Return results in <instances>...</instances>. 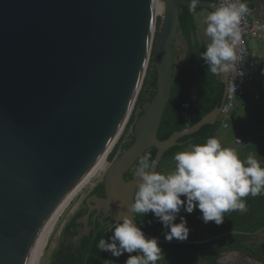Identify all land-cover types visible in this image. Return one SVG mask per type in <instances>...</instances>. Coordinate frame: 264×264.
<instances>
[{
  "label": "water",
  "instance_id": "1",
  "mask_svg": "<svg viewBox=\"0 0 264 264\" xmlns=\"http://www.w3.org/2000/svg\"><path fill=\"white\" fill-rule=\"evenodd\" d=\"M156 2L0 0V264L32 263L60 205L125 128L152 53L155 95L134 123L133 143L105 173V198L87 203L112 221L119 213L131 215L139 177L136 169L131 179L124 175L151 149L158 171L165 153L183 145L180 139L218 122L230 73L219 75L224 93L218 107L191 128L158 140L173 83L179 9H190L191 1L164 0L158 31ZM218 3L198 2L195 10L212 12ZM262 234L264 227L201 241L156 238L200 245Z\"/></svg>",
  "mask_w": 264,
  "mask_h": 264
},
{
  "label": "clouds",
  "instance_id": "2",
  "mask_svg": "<svg viewBox=\"0 0 264 264\" xmlns=\"http://www.w3.org/2000/svg\"><path fill=\"white\" fill-rule=\"evenodd\" d=\"M197 3L198 0H191L190 10L194 11ZM248 11L243 0H219L207 15L205 34L210 43L200 57L212 74L221 76L237 71L239 76L244 75L236 65V48L241 40V19ZM256 155L249 154L241 160L235 149L210 137L204 144L177 152L175 170L167 174L156 170L157 162L150 154L142 156L136 169L139 180L128 205L131 215L119 213L113 222L112 235L107 240L101 238L97 247L116 258L128 253L124 264H157L162 254L159 240L146 237L133 214L152 213L167 229L164 237L169 242L174 238L184 241L189 236L187 220L179 215L182 209L189 214L198 209L204 223L212 221L220 225L225 213L247 211L244 198L264 193V167Z\"/></svg>",
  "mask_w": 264,
  "mask_h": 264
},
{
  "label": "trees",
  "instance_id": "3",
  "mask_svg": "<svg viewBox=\"0 0 264 264\" xmlns=\"http://www.w3.org/2000/svg\"><path fill=\"white\" fill-rule=\"evenodd\" d=\"M191 1V0H190ZM245 0H243L244 2ZM198 2H213L217 0H198ZM178 31L181 33L187 46L186 57L181 69L176 72L173 70V83L171 88L170 99L165 109L161 125L159 127L157 138L160 141L168 139L174 132H181L187 130L197 124L205 115L218 107L222 101L224 86L219 81V75L212 74L207 65L200 57L206 47L199 45L193 40V35L196 32V23L194 15L197 10H190L189 8L180 7ZM210 12V11H209ZM211 13V12H210ZM259 88L263 89L261 92V100L256 104L259 106L252 107V100L247 95L238 113L243 111L244 115L239 118V123L244 119V116H249L256 126L261 128V133L251 136L247 131L242 130L239 136L243 139H248L243 150L244 154L240 155L241 160L245 159L249 154H256V159L264 167V83ZM156 92V71L154 68L153 53L149 62L146 76L143 80L140 93L135 103V110L141 108L143 114L145 108L152 100ZM147 100L146 107L143 102ZM134 115L131 117V121ZM130 121V123H132ZM129 123V124H130ZM134 126V125H133ZM230 129V128H229ZM133 130V128H132ZM220 130V122L218 121L214 126H203L197 133L180 139L183 143L180 147H174L165 153L162 162L169 161L174 158L177 152L185 151L188 147L196 144H204L210 137H217ZM132 142L125 145L126 150ZM154 160L156 150L151 149L144 155H149ZM115 156V151L109 157L112 161ZM162 162L159 164L158 171L162 167ZM138 165V162L136 163ZM102 190V186H100ZM184 199V197H181ZM247 211H230L224 214V222L220 225L215 222H208L207 224L201 219V212L196 209L191 214L181 210L179 215L184 216L187 220V226L190 229L189 236L186 240L201 241L211 237L223 234L229 231H240L246 233H254L255 231L264 227V193L259 196L252 197L249 195L244 198ZM136 218L143 222L142 229L147 234L163 238L165 229L158 221V227L152 228L146 225L149 220L156 221L157 219L152 213L147 215L135 214ZM179 223V217L175 221ZM145 223V225H144ZM112 235L109 230H103L96 233L90 240L84 243V250L80 257L69 261L68 264H107L110 259L115 260L116 264H124L128 257V253L123 254L119 258L113 257L111 253L101 251L97 245L101 238L108 239ZM256 236L246 235H230L219 240L200 244H161L162 248L161 258L157 264H221L220 260L226 253H238L246 258H249L259 264H264V252L262 244L246 243ZM177 240V239H173ZM135 254V253H133Z\"/></svg>",
  "mask_w": 264,
  "mask_h": 264
},
{
  "label": "rangeland",
  "instance_id": "4",
  "mask_svg": "<svg viewBox=\"0 0 264 264\" xmlns=\"http://www.w3.org/2000/svg\"><path fill=\"white\" fill-rule=\"evenodd\" d=\"M163 13H164V0H157V17H158L157 31L160 29V26L162 24ZM209 14L210 12L208 10L201 9V10H197V12L194 15L195 23H196V32L193 35V40L197 44L203 45L204 47H206L207 44L210 43V37H208L205 34V28L207 26L205 20L207 15ZM186 52H187V46L185 40L182 37L181 33L178 31L176 36L175 57H174V70L176 72H178L181 69L186 57ZM146 101L147 100L143 102V106L145 107L147 105ZM260 104L259 103L255 104V106H259ZM140 114H141V108L138 109L137 111L135 110V108H133L131 117L134 115V119L131 121V117H130L129 121L126 123L125 128H123V130L120 132L119 136L117 137L113 146L109 150L105 159L101 162V164L98 166L95 172L90 176V178L87 180L84 186L76 193V195L73 197L69 205L61 214L43 248L42 254L37 264H50L52 257L57 252L60 235L62 234L65 224L72 218L74 213L77 211L79 204L88 195L89 191L102 182V178L104 177V174L107 172L108 168L110 167L111 162L124 151L125 145L131 142L133 138L132 128L137 118L141 116ZM243 115H244L243 111H241L240 113L237 112L234 118V124L231 126V128L229 130L220 129L216 137L220 141L222 146L235 149L239 157L240 155L244 154L243 148L247 142V140H243V138L239 136L241 131L242 130L247 131L249 138L251 136L253 137L254 135L260 134V132L262 131L259 126H256L254 124V122L250 119V117H248V119L246 120L245 119L243 121L241 120V123H239V118H241ZM130 121L132 123H130ZM190 148L191 147H188L186 150ZM114 151H115V156L113 160L110 161L109 157ZM175 164L176 162L174 158L169 161H164L162 162V167L159 170V172L167 174L168 172L174 171ZM263 242H264V234H262L261 236H256L246 241L248 245L253 243L261 244ZM220 263L221 264H259L238 253L224 254V256L220 260ZM107 264H116V262L115 260L110 259L107 262Z\"/></svg>",
  "mask_w": 264,
  "mask_h": 264
},
{
  "label": "flooded vegetation",
  "instance_id": "5",
  "mask_svg": "<svg viewBox=\"0 0 264 264\" xmlns=\"http://www.w3.org/2000/svg\"><path fill=\"white\" fill-rule=\"evenodd\" d=\"M133 141L134 138H132L131 142L133 143ZM135 169H137L136 164L131 171L124 175V179H131L132 171ZM103 182L104 177L101 183L89 191L88 195L79 204L72 218L65 224L62 234L60 235L57 252L52 257L50 264H68L69 261L75 260L77 257L81 256L86 240H90L96 233L103 230H112L114 221L110 220L104 210L96 209L93 202L87 203V199L90 197L105 198ZM100 186H102V190ZM134 219L142 228L143 222L138 220L135 214ZM157 222L158 220L152 221L150 226L152 228H157ZM146 225H149V223H146ZM261 244L264 252V242Z\"/></svg>",
  "mask_w": 264,
  "mask_h": 264
},
{
  "label": "built area",
  "instance_id": "6",
  "mask_svg": "<svg viewBox=\"0 0 264 264\" xmlns=\"http://www.w3.org/2000/svg\"><path fill=\"white\" fill-rule=\"evenodd\" d=\"M240 27L241 40L237 43L236 53L238 59L236 65L244 75L239 76L237 71H232L229 74L226 99L218 119L221 130H229L234 124V114L247 90L252 92L254 102L260 101V94L254 87V78L251 74L254 64L247 58V42L254 39L264 43V21L251 20L247 13L242 17Z\"/></svg>",
  "mask_w": 264,
  "mask_h": 264
},
{
  "label": "crops",
  "instance_id": "7",
  "mask_svg": "<svg viewBox=\"0 0 264 264\" xmlns=\"http://www.w3.org/2000/svg\"><path fill=\"white\" fill-rule=\"evenodd\" d=\"M244 3H246L248 6L249 9L248 16L251 20L264 21V0H245ZM247 50H248L247 58L249 61H251L254 64V68L252 69V73H251L254 78V82H253L254 87L258 90L261 100L262 98L261 92L263 91V89L259 88V86L263 85L262 83H264V43L254 39H250L247 42ZM247 95L250 96L252 100L251 105L253 107L254 104H256L257 102L253 101L252 92H250V90H247L244 98ZM242 101L240 102L238 109L240 108ZM237 110L234 116L236 115ZM248 117L249 116L246 117L244 116V119L246 120L248 119ZM260 135H262L261 132ZM243 140L248 141V139H243Z\"/></svg>",
  "mask_w": 264,
  "mask_h": 264
},
{
  "label": "bare ground",
  "instance_id": "8",
  "mask_svg": "<svg viewBox=\"0 0 264 264\" xmlns=\"http://www.w3.org/2000/svg\"><path fill=\"white\" fill-rule=\"evenodd\" d=\"M155 9H156V14H157V2H156ZM121 131L118 132L117 137L119 136ZM117 137L113 140V142L111 143V145L107 149V151H105L103 153V155L101 156V158L99 159L97 164L94 166V168L91 170V172L83 179V181L75 188V190L60 205V207L58 208V210L54 214L53 218L51 219L50 223L48 224L47 228L45 229V232H44V234H43V236L41 238V241H40V243H39V245L37 247V250H36V252L34 254V257H33V260H32L31 264H37L41 254H42L43 248H44V246H45V244H46V242H47V240H48V238H49V236H50L55 224L57 223L59 217L64 212L66 207L69 205V203L71 202L73 197L76 195V193L84 186V184L87 182V180L90 178V176L95 172V170L98 168V166L101 164V162L105 159L106 155L108 154L109 150L113 146V144L116 141Z\"/></svg>",
  "mask_w": 264,
  "mask_h": 264
}]
</instances>
